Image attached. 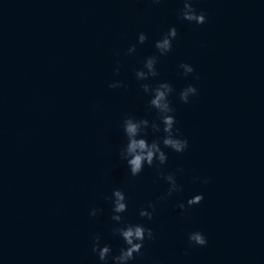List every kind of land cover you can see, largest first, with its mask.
I'll return each instance as SVG.
<instances>
[{
  "label": "water",
  "instance_id": "water-1",
  "mask_svg": "<svg viewBox=\"0 0 264 264\" xmlns=\"http://www.w3.org/2000/svg\"><path fill=\"white\" fill-rule=\"evenodd\" d=\"M182 7L0 0V264H101L97 234L118 254L124 242L107 199L115 188L127 194L125 220L156 234L133 264H264V0H197L204 25L183 20ZM173 25V50L144 82L172 83L189 148L165 149L164 171L183 167L184 190L159 201L168 188L159 169L133 177L119 151L126 116L156 118L135 70L158 55L155 41ZM181 62L195 73L180 75ZM113 80L126 87L110 88ZM189 83L199 95L185 104L178 93ZM199 193L202 203L176 207ZM149 201L157 205L152 220L139 215ZM93 207L102 209L95 217ZM194 230L205 233L206 247L189 243Z\"/></svg>",
  "mask_w": 264,
  "mask_h": 264
},
{
  "label": "clouds",
  "instance_id": "clouds-1",
  "mask_svg": "<svg viewBox=\"0 0 264 264\" xmlns=\"http://www.w3.org/2000/svg\"><path fill=\"white\" fill-rule=\"evenodd\" d=\"M154 5H159L163 0H151ZM197 0H182L183 7L179 11V16L188 22L197 25L207 23L208 16L204 10H198L196 7ZM178 29L175 25L171 26L163 33L161 38L155 41V48L158 55H150L145 57L143 67L135 70V77L142 82L140 87L144 93L149 96L148 108L155 109L156 118L148 119L137 118L134 115H128L122 122V129L126 142L120 148L119 156L129 169L131 176L141 175L146 167H156L159 169V179L164 180L167 185V191L157 199L159 201L167 200L174 193L182 192L184 186L178 182L177 173H184L183 167H178L176 172H165L163 166L167 164L169 156L165 149H171L176 153H184L189 148V140L183 135L181 130L176 126V109L173 106L171 97L176 93V89L169 81H159L155 86L150 81L159 76L157 64L161 56L168 55L173 50V42L178 37ZM148 40L145 32L138 34V43L144 44ZM137 50V44H132L127 49V54L132 55ZM116 55H119L117 52ZM181 70L180 75L189 77L194 74L195 67L188 62H181L178 65ZM121 66L114 69L115 75L119 76ZM199 79V77H196ZM109 87L112 89L124 88L126 84L122 80H113ZM199 95V89L195 84H187L179 91V100L185 104L191 102L192 98ZM149 130L154 138L149 139ZM209 178H204L201 182L207 184ZM195 180H201L195 177ZM111 202L112 221L116 222L112 228L114 234L118 235L124 242L119 249L118 254H113L110 244L102 243L99 234L93 236L92 251L95 253L101 264H133L138 254H141L145 242L155 240L156 234L150 227H146L143 223H131L125 220L124 213L128 211V198L124 190L115 188L111 196L107 197ZM205 199L203 193L195 194L188 198L187 203L180 202L176 205L181 211L188 207L198 205ZM156 203L149 201L147 207H142L139 211L141 217L152 220L156 212ZM102 209L93 207L90 216H97ZM188 240L192 246L206 247L208 238L201 230H194L188 233ZM187 254V250H185Z\"/></svg>",
  "mask_w": 264,
  "mask_h": 264
}]
</instances>
